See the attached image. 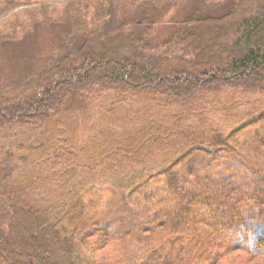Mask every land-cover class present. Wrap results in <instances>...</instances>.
<instances>
[{
  "label": "trees",
  "instance_id": "1",
  "mask_svg": "<svg viewBox=\"0 0 264 264\" xmlns=\"http://www.w3.org/2000/svg\"><path fill=\"white\" fill-rule=\"evenodd\" d=\"M186 3L191 10L155 47L154 14ZM53 27L58 55L0 88V264H264V0H0L1 55ZM34 49L16 60L27 63ZM107 98L104 118L130 130L123 141L168 165L150 176L157 190L118 186L103 221L79 191L89 168L77 148ZM141 102L180 110L175 143L148 129L136 141L140 128L128 121ZM247 104L253 110L233 122L209 116ZM183 112L196 123L185 125ZM139 179L129 170L117 181ZM101 223L114 225L116 257L91 253L106 244Z\"/></svg>",
  "mask_w": 264,
  "mask_h": 264
},
{
  "label": "rangeland",
  "instance_id": "2",
  "mask_svg": "<svg viewBox=\"0 0 264 264\" xmlns=\"http://www.w3.org/2000/svg\"><path fill=\"white\" fill-rule=\"evenodd\" d=\"M191 6V3H186L154 14L158 24L151 36V42L155 47L162 46L165 39L173 32L176 22L187 15V12L192 8ZM58 31L59 30L54 27L45 30L38 28L32 36L28 37L23 42V46L14 50L15 54L12 53L9 58L0 54V88L3 84L9 83L11 80L13 82H18L26 76L40 72L43 68L47 67L51 62V55L56 57L59 52L61 40H58ZM47 40H51V43L44 47ZM32 49H34V56H32L27 63L16 60V55L19 57L22 53ZM7 50L10 51V49H6L3 54H5ZM222 99L223 102L228 101V104L232 102L228 98L222 97ZM112 103L113 101L107 98L93 108L89 119L85 122L80 131L77 148L84 165L89 168L87 172H85V169L83 172H80L82 188H79V191L82 194L83 200L90 205L93 210L97 211L99 217L103 221L110 220L114 215L111 213L112 206L109 204V199L112 193L117 191L118 186L122 188V185H124L127 190L130 187H140V191L142 189H148L149 192L157 190L162 183L158 184V182L152 181L150 176L157 174L159 169L168 165L164 163L165 160L163 155L154 153L152 149L148 150L149 147L139 146L138 143L136 146L130 147L127 145V142L123 141L120 136L124 134V129L127 133H130V130L116 126L112 124V120L104 118L105 116L111 115L109 110L112 107ZM252 110L253 107L247 104L238 106L236 112L228 111L224 116L210 112L209 116H213V118H215L213 120L217 123L222 122L218 117L223 120H228V122H233L235 118L240 117L241 119L246 113ZM178 111L180 110L176 106L162 109L151 103L145 102L133 105L131 108L133 117L128 123H130L129 126L134 128V131L136 127L140 128L135 131L136 141L140 140L142 142L144 135L147 133L146 129H148L150 132L154 131L156 134L164 130V133L160 136H167L166 138L168 141L173 140L172 143H175V138H179L177 134L182 127H178L174 124V122L179 121L178 118L173 116L174 113ZM206 113L207 112H205V115ZM118 114L122 116L123 111H121V109L118 110ZM197 118V115L186 116L183 112V123L185 125H187L185 120L189 123H196ZM145 119H147L148 122L147 127L144 126L146 124ZM133 125H136V127ZM171 127L176 128L177 134L169 132ZM247 132L248 129L244 130L240 137L244 136ZM243 144L244 150L250 152L248 148L251 147V141L244 140ZM138 149H140L142 153H140L138 157H133L132 155H134ZM168 163H171V161H168ZM129 170L133 171L134 174L144 175V179L137 180L135 184H124L122 181L118 183L117 180L128 174ZM143 170H145V172ZM148 180L149 184H144L145 181ZM107 199L108 201L106 202ZM158 207H160V203L156 201L152 205V209L155 210L158 209ZM103 226L104 225L101 223L99 226L101 231L97 234V238L99 240H104L106 244L101 241L98 242L95 246V250L91 253L97 256L103 253V255L109 258L116 257L119 255V245L111 239L115 234L114 225L111 226V229L106 231L103 230ZM90 239L95 240L93 238ZM243 259L246 264H252L258 258L250 260V262L245 258Z\"/></svg>",
  "mask_w": 264,
  "mask_h": 264
}]
</instances>
